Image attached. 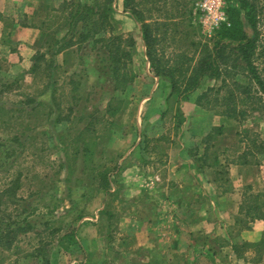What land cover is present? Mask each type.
I'll use <instances>...</instances> for the list:
<instances>
[{
	"label": "rangeland",
	"instance_id": "1",
	"mask_svg": "<svg viewBox=\"0 0 264 264\" xmlns=\"http://www.w3.org/2000/svg\"><path fill=\"white\" fill-rule=\"evenodd\" d=\"M121 1L116 2L120 10L123 9ZM198 1L191 20L193 31H188L190 39L185 38L181 42L182 48L189 49L194 40L209 41L202 36L199 17L195 14ZM91 3L93 0H86V4ZM260 17L259 30L264 42V12ZM130 24L126 20L117 24L125 38L134 36L121 33L125 28H131ZM57 26L58 22L53 23V28L45 31L51 34ZM61 31L54 35L59 40L67 32ZM49 42L46 38L42 42L37 41L34 50L49 51ZM77 48L66 53L62 65L65 73H58L53 79L57 81V102L62 103V109L50 104L51 115L47 94L41 95L42 85L32 86V57H28L29 64H12L0 54L2 77L10 82L18 79L22 84L16 89V95L4 98L6 106L17 111L10 125L5 124L8 115L0 114L1 192L11 187L9 184L19 174L22 177L16 195L3 198L7 204L1 207L0 219L6 222L4 224L10 217L18 221L17 225L12 224L11 230L29 225L28 230L18 232L17 242L11 250L0 245V264H239L231 261L223 249L227 242L221 226L214 222L213 212L209 219L201 218L199 214L193 217L187 209L180 207L184 205L193 209L198 205V199L189 190L197 183H192L189 178L192 168L201 164L195 162L187 168L178 163L167 169L166 162L170 154L177 155V144L181 142L189 146L188 153L184 151L186 157L192 159L197 151L202 155L207 135L211 133L213 136L211 131L214 127L225 126V132L219 137L215 134L217 139L210 142L215 143L208 150L212 169L210 174L206 173V178L216 185L218 180L223 184L227 175L220 173V167L212 164L216 163L214 159L224 146L232 147L234 157L242 154L244 143L253 149L249 152L252 159L256 158L251 156L253 153H257L254 156H264V114L254 112L244 118L232 119L221 116L223 107L219 104L225 91L217 94L214 91L221 86L220 82L206 80L190 99L193 102L206 90L213 89L209 94L210 99L213 98L211 110L201 108L192 113L187 109L188 116L183 114L182 125L175 129L182 118L176 112L177 105L173 99L168 100L169 108L165 112L162 108L164 99L147 101L151 89L144 78L137 80L125 93L114 94L108 77L107 52L102 44L91 39ZM49 56L51 54L48 53ZM256 66L264 79V58L258 60ZM140 68H143L141 61H138V66L136 63L132 66L137 76ZM66 77L72 78L74 83L64 80ZM234 78L244 86L249 85L242 73H236ZM75 87L77 89L72 91ZM28 95L33 106L37 101L46 105L31 110L30 105L24 104L30 99H26ZM113 95L118 98L112 100ZM109 102L120 108L115 116L106 114ZM70 106L73 115L71 121L66 122L61 118L68 114L65 110ZM189 116L191 118L187 119ZM96 118L101 121L97 122ZM106 122H114L115 125L109 126ZM88 124L94 126L78 136ZM15 134L19 136V143L10 141ZM199 140L201 144L198 147L196 142ZM86 142L90 143V152L83 154L79 151L77 154ZM59 161L66 166L60 169ZM133 163L139 164L142 172L137 181L129 182L123 172ZM92 168H97V171L91 175ZM98 170L110 176L109 193L98 188L102 183V177L95 174ZM179 185L185 186L189 193L182 196L166 193L167 188ZM130 187L138 190L129 193ZM216 201L223 207V198ZM100 209V219L96 220ZM194 219L202 227L188 233ZM206 222L214 224V230L209 232L210 226L206 227ZM84 224L88 226L82 228ZM235 225L236 230L247 227L246 221L239 218ZM73 228H77L75 240L79 237L81 242L70 244L72 246L66 251L60 241ZM57 229L62 230L56 233ZM239 236L234 230L233 237L238 239ZM65 241L68 242V238ZM241 249L243 246L238 247L240 254ZM250 256L249 262L257 264L256 252Z\"/></svg>",
	"mask_w": 264,
	"mask_h": 264
},
{
	"label": "trees",
	"instance_id": "2",
	"mask_svg": "<svg viewBox=\"0 0 264 264\" xmlns=\"http://www.w3.org/2000/svg\"><path fill=\"white\" fill-rule=\"evenodd\" d=\"M196 1L198 0H123L125 12L140 25L141 39L152 73L155 77H166L170 80L172 89L170 99L174 100L177 105L176 112L182 118L181 122L177 124V128H174L178 129V126L183 122L181 103L189 100L205 79L219 81L221 86L215 91L210 88L198 96L196 104L201 108L211 110L210 101L213 100L209 96L211 91L217 94L225 91L223 101L219 104L223 107L221 116L232 119L233 117L244 118L254 112L264 114V79L256 66V62L264 58V42L261 41L262 35L259 30V24L262 21L260 14L264 12V0H228L225 8L227 23L223 24L213 37L208 38L209 41L194 40L191 41L189 49L182 48L181 42L185 38L186 40L190 39V36H187L189 35L188 31H193L194 24L191 23V20L194 19L193 11ZM41 6L44 11L52 10L59 13V15L56 14L57 18L53 21L54 23L58 22L53 33H47L45 30H48L50 25L44 28V23H42L38 42H42L45 38L50 40V50H36L32 57L30 70L32 86L42 85L41 95L47 94L49 106L53 104L56 109H62V103L57 102V81L53 79H56L55 76L58 73L62 75L65 71L63 66L56 62V56L73 47L85 44L91 39L100 42L107 52L108 77L109 81L110 79L112 81L114 94L125 93L134 84L137 76L132 70V64L136 41L133 37L125 38L124 35L114 33V0H94L91 4H82L80 0H65L58 8H53L50 5V0H46ZM61 30H67V32L59 40L54 35ZM210 43L212 44L210 45ZM48 53L51 56L48 57ZM236 73L237 75L242 73L249 85L244 86L237 78H234ZM64 80L74 83L70 77H66ZM21 85L18 79L10 82L0 74V114L8 115V121H5L6 125H10L17 111L7 107L4 98L16 95V89L21 88ZM76 89L75 87L72 91ZM60 97L63 98L62 95ZM113 97L112 100L118 98L115 95ZM28 98H30L29 95L26 99ZM168 100H166V104H168ZM24 104L30 105L31 110L37 106L46 105L44 102L37 101L33 106L32 98ZM240 106L242 108L239 109ZM51 107H49L51 110V112L49 110V115L53 114ZM67 109L65 111H68V114L61 119L69 122L73 115V108L70 106ZM119 111L120 108L117 105L109 102L106 109L108 116H115ZM96 121L100 122L101 120L96 118ZM106 124L115 125L114 122H106ZM91 126L94 125L88 124L78 136H82L85 130L88 131ZM91 130H94V127ZM225 130V126L214 127L211 131L213 136L211 133L207 135L206 149L201 162L207 163L208 150L212 147L210 142L216 140ZM19 140L17 134L10 138L12 143H19ZM89 145V142L84 143L76 153L79 154V151L83 154L90 152ZM218 158L219 156L214 159L216 165H218ZM59 163L60 169L66 166L60 161ZM95 170L97 171V168L90 170L91 175ZM97 173H95L96 176L102 177V183L98 185V188L109 193L112 183L110 176L107 172L100 170ZM19 175L15 181L9 184L11 187L2 192L0 190V212L1 207L7 204L3 198L7 195L8 197H11L12 194L16 195L22 178L21 174ZM12 219V217L8 218L7 224H4L6 222L0 219V245L8 250H11L17 242L18 232L29 229V225H27V228L18 227L11 230L12 224H18V221ZM61 230L57 229L55 232L59 233ZM76 233L77 228H73L71 233L65 234L60 241L62 249L67 251L77 243ZM67 238L68 242L65 241ZM66 244L68 246H65Z\"/></svg>",
	"mask_w": 264,
	"mask_h": 264
},
{
	"label": "crops",
	"instance_id": "3",
	"mask_svg": "<svg viewBox=\"0 0 264 264\" xmlns=\"http://www.w3.org/2000/svg\"><path fill=\"white\" fill-rule=\"evenodd\" d=\"M43 1L46 0H0V54L6 60L10 61V63L19 64L23 62L24 64H29L31 61L28 57L30 55L31 58L35 54L34 46L40 38L42 23H44V28L47 25H50V29L53 28V21L56 20L59 13L52 10L44 11L41 6ZM63 1L65 0H50V5L53 8H58ZM118 1L119 0H114V33L120 34V28L117 27V24H120L121 20H126L129 24L132 23V25L130 24L131 28H125L121 33L134 35L133 37L136 41L133 64L136 63L138 66V61H141L143 68L142 70L140 68L138 76L136 75L137 78L135 82L144 78L151 89L146 100L151 103L154 99H164V105L162 104V108L165 112L169 108L168 104L165 102L168 99L170 100L172 96L170 80L166 77H155L152 73L150 63L145 55V47L141 39L140 25L125 12L123 0L121 1L123 9L120 10V7L118 8L119 5L117 6L116 4ZM80 2L86 4V0H80ZM65 34L66 32H64V35ZM76 49L79 48L76 46L58 54L56 56L57 63L63 65L66 53L70 50ZM206 80L208 79H205L204 81ZM180 107L182 113L186 117L188 116L187 109H190L192 113H197L199 110H202L201 107L196 104V100L192 102L190 98L189 100L182 102ZM189 118H191V116L187 119ZM195 132L193 131L192 135ZM200 144V140L199 142H196L198 147ZM214 145V142L210 144L212 147H214ZM177 149L178 153L176 156L170 154L169 159L166 162L167 169H170L173 165L178 163L180 166L187 168H191L190 164L195 165V162L201 164L192 168V176L189 178L192 180V183H197V186H192L189 190L191 191L190 193L192 196H195L196 199H198L196 202L198 205L193 209L181 205V209H187L190 212L189 214L193 217L199 214L201 218L208 219L212 215L211 212H213L215 219L214 222H217L219 226H221L224 239L227 242L223 249L227 251L228 257L231 261L239 264H252L249 262L251 259L250 255L255 251L256 255H258L256 263L264 264V156H254L255 154L257 155V153H253L251 156L256 158L252 159L249 157V152H252L253 149L250 150L244 143L242 154L238 157H234L235 152L232 151V147L227 145L224 146L222 152L226 151L224 153L220 152L221 154L219 155L217 166L220 167L218 168V171L226 174L227 178L224 179L223 184L218 180V184L216 185L213 180L206 178V173L210 174L212 169L211 163L208 162L209 155L206 157L207 163L205 164L204 161H200L203 154L201 155L198 151L192 155V159L184 155V153H188L189 150V146L185 142L178 143ZM213 165L216 164H212V166ZM141 172L142 167L137 163H133L126 168L123 172V176L126 177L129 182L137 181V177ZM184 173L187 172L185 171ZM201 184H203V186H201ZM133 190L137 191L138 188L130 187V190L128 191L131 193ZM189 190L185 186L179 185L176 188H167L166 193H168L169 196H182L185 193H189ZM217 198H223V207L216 201ZM204 200L206 202H203ZM102 209L99 210L98 215H100L96 216V220L100 219L99 217L101 216ZM207 211L209 212L207 213ZM217 216L219 219L220 217L223 218V220H219ZM238 218L246 221L247 227H245L244 230H241V228L240 230H236L235 223L238 222ZM222 221L223 224H221ZM193 222H195V219ZM87 226L88 225L84 224L82 228ZM207 226H210L209 232L214 230V224L211 225V223L206 222V227ZM201 227V224L197 221L192 225V228L188 230V233L192 230L198 231L197 229H200ZM234 230L240 234L238 239L233 237ZM79 241L80 238L78 237L77 243H79ZM240 246H243L241 254L238 253V247Z\"/></svg>",
	"mask_w": 264,
	"mask_h": 264
},
{
	"label": "built area",
	"instance_id": "4",
	"mask_svg": "<svg viewBox=\"0 0 264 264\" xmlns=\"http://www.w3.org/2000/svg\"><path fill=\"white\" fill-rule=\"evenodd\" d=\"M225 8L226 0H199L196 3L195 14L199 17L200 32L204 38L213 37L227 23Z\"/></svg>",
	"mask_w": 264,
	"mask_h": 264
}]
</instances>
